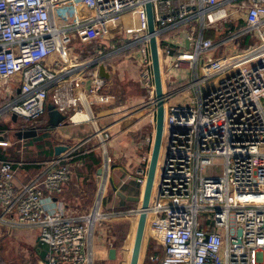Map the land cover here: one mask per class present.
<instances>
[{
	"label": "built area",
	"instance_id": "2783aa9c",
	"mask_svg": "<svg viewBox=\"0 0 264 264\" xmlns=\"http://www.w3.org/2000/svg\"><path fill=\"white\" fill-rule=\"evenodd\" d=\"M75 1L0 0V101L9 98L0 106V117L17 114L24 122L35 121L49 101L69 120L89 112L94 124L92 133L63 144L66 150L41 162L28 181H18L13 161L0 159V224L35 229L48 248L45 264H93L90 248L96 228L116 219H138L141 213V205L107 209L99 196L89 212L72 214L55 199L71 181L76 161L98 146L106 151L112 139V126H99L91 112L97 95L105 100L102 89L108 84L99 64L76 66L87 86L83 92L77 90V77L68 78L63 69L74 33L101 34L129 10L141 13L147 24L145 0H80L91 17L74 25L58 22L59 8ZM151 2L163 81L167 76L171 83L164 85L165 132L146 229L163 253L150 260L264 264V0ZM238 14L246 22L240 31L221 40L205 37L207 29L219 28ZM244 34L257 42L220 53ZM104 47L95 50L97 57L128 52L146 93L136 109L117 106L114 124L136 114L156 123L148 29L132 32L121 48ZM95 139L97 147L92 145ZM150 158L151 150L145 151L131 175L143 190ZM105 160L112 161L107 152Z\"/></svg>",
	"mask_w": 264,
	"mask_h": 264
},
{
	"label": "crops",
	"instance_id": "0c3cea01",
	"mask_svg": "<svg viewBox=\"0 0 264 264\" xmlns=\"http://www.w3.org/2000/svg\"><path fill=\"white\" fill-rule=\"evenodd\" d=\"M240 1L241 0H236V2ZM58 15H60L67 25H74L86 21L92 14L91 10L82 1L78 0L74 3L61 6ZM240 19L244 20V18L238 14L223 23L219 28L211 27L207 29L204 35L207 38L216 40L219 34L229 28L230 25H228V23ZM146 29H148L147 24L142 14L137 13L136 10H129L122 13L118 19L110 24L101 34L86 33L84 31H82L81 34H77V32H75L76 38L72 43L71 51L62 58L63 69L67 71L66 75L68 74V78L77 77V90L80 92L86 91L87 86L84 84L82 76H79L80 70L76 69V66L90 61L94 62V64H99V66L104 63L106 69L110 72L108 84L102 89V93L105 94V100L101 98V95H97L96 104L91 107V112L98 117L99 126H112L110 130L112 139L107 144L106 151H104L101 146H98L100 145L99 139L93 140L92 145L95 147L98 146V148L88 151L76 161V167L80 168L77 170L75 169V173L64 192L55 197V199L63 203L72 214H83L92 209L95 201L94 194L96 187L98 188L96 197L98 194H102L103 207L107 209L121 208L124 207L122 204H128L129 202L139 203L120 197L118 192L114 189V185L117 187V190L122 191L127 196L141 198L143 195V188L131 175H133L136 168L142 164L144 152L148 150L152 151L156 123L152 122L149 118L142 119L139 114H136L129 117L128 120L123 121V123L114 124V120L118 114L116 112V104L124 102L125 104L123 105H125L128 110H133L140 107L145 100L146 93L139 78L138 68L127 51L118 53L112 52L111 55H106L102 59L97 57L95 50L100 48L105 49L104 46L106 45L107 51H110L113 45L117 48H121L131 37L132 32H143L146 31ZM237 42L238 43L232 41L227 43L221 47L220 53L224 54L233 49L241 50L250 45H254L255 38L250 36L248 44H245L241 39ZM78 58H80L79 61ZM177 74H179V72H177ZM168 83L171 82L168 77L165 76L164 85ZM5 100L8 101L9 98ZM47 103L46 112L42 116V118L46 120V123L44 122L42 127L46 130L54 131L56 129H51L49 127L51 120V111L49 107L51 103L49 101ZM2 117L7 118L6 120L4 119L7 124L11 122V124L15 125L20 120H15L8 114ZM90 117L91 114L85 111L77 115L76 119L78 121L66 119L61 122L59 129L62 131V137L59 142H53L54 145L51 147L53 153L51 155L55 156V146L72 143L92 133L94 124L91 123ZM0 126H3L0 128V136L8 134L12 128L2 125V121H0ZM21 130L22 129H20V131ZM36 137L37 135L29 139L18 138L16 144H18V146H20V144H28V142L31 144ZM149 137L152 138V140L150 139L149 141ZM12 146V143L9 141L0 145L1 148L3 147L1 149L3 152H5L7 148L10 149ZM51 149L49 151H51ZM49 151L44 149V151L40 152H42V155H46ZM105 152L112 157L111 162L105 160ZM38 154L40 153L38 152ZM13 162L19 182H25L33 178L41 168V163L39 164L21 158ZM91 174L95 176L94 181H89L88 179H91ZM110 177L113 178V184L110 181ZM89 182L92 183V185L89 184ZM108 187L111 188V192L116 193L115 196L117 199L106 195V192L109 190ZM138 205H141V203ZM125 220L126 219H116L114 221L104 222L96 228L92 235L90 248L94 256L93 264H118L124 252L127 256L132 234L129 237L131 231L130 219H127V222ZM133 225H135V222ZM14 238H24L29 251L34 252L32 262L29 264H45L48 248L39 242L38 232L35 229L29 227H15L10 223L0 224L1 244L3 243L4 246L7 245V248H10L13 245ZM111 248L116 249L115 258L109 256ZM10 250L12 253L13 249L11 248Z\"/></svg>",
	"mask_w": 264,
	"mask_h": 264
},
{
	"label": "water",
	"instance_id": "95a60500",
	"mask_svg": "<svg viewBox=\"0 0 264 264\" xmlns=\"http://www.w3.org/2000/svg\"><path fill=\"white\" fill-rule=\"evenodd\" d=\"M145 10L147 15L148 32L150 34V51L153 62L152 64L153 74H154V81L156 86V95L158 100L155 137H154L153 147L151 151V158L148 167V175L142 197L140 198L136 196H127L122 191L117 190V187L114 185V189L116 190V192H118L120 197L130 201L141 203V213L137 219V227H136L133 249L129 264H141L142 250H143V244H144L147 222H148L147 210L150 205L154 190L155 179L157 175L158 164H159L164 132H165V104H164L165 90H164V81H163V70H162L161 60L158 51L157 33L155 28L154 14H153V7L151 0H145ZM184 36H186V34ZM99 71L100 74L106 79L110 77V72L106 69L104 63L100 64ZM49 110L51 111V120L49 126L51 129H55L60 125L61 122L67 119L66 116L62 115L53 105L49 107ZM13 119L15 120L18 119L17 114H13ZM17 134H18V138L20 139H29L38 135V129L36 127H30V128L22 129ZM66 149H67L66 145L59 144L55 146V155L60 154ZM110 181L112 184L114 183L112 177H110ZM241 232H242L241 230L238 231L239 235L241 234ZM109 253H110L109 256L111 258L116 257L115 248H111Z\"/></svg>",
	"mask_w": 264,
	"mask_h": 264
},
{
	"label": "rangeland",
	"instance_id": "374dc122",
	"mask_svg": "<svg viewBox=\"0 0 264 264\" xmlns=\"http://www.w3.org/2000/svg\"><path fill=\"white\" fill-rule=\"evenodd\" d=\"M59 13L56 12L55 16H56V20L58 22H61L64 25H67V23L65 21L62 20V18L60 17V15H58ZM5 101H0V106L4 105ZM125 104L124 102H119L118 104H116V106H121ZM7 119L6 117H0V121H2V125H5L7 127H12L9 131L8 134H5L3 136H0V145L4 144L5 142H11L12 143V147L9 149L7 148V150L5 151L9 160L12 161H16L18 159H25L27 161H33L36 163H41L43 161H47L49 159H51L53 156L52 155H42V152L40 151H44V149H47L48 151L51 149V147H53L54 143L53 142H59V140H61L62 137V131H60L59 129L57 130H46L45 128L42 127V125L44 124V122L46 123V120L44 118H39L35 121H31V122H24L21 119L14 125L11 124V122H9V124L6 123L5 120ZM5 121V122H4ZM30 127H36L39 130V133L36 137L35 140L32 141V143L30 144L28 142V144L22 145L20 144V146H18V144H16L18 142V137H17V133L20 131V129L23 128H30ZM14 143V144H13ZM23 146V147H22ZM3 148V147H2ZM0 147V149H2ZM41 149V150H39ZM38 152L40 154H38ZM41 165V164H40ZM80 167H76L75 169H79ZM204 173H206V170L204 171ZM91 179H89V181H94L95 176H93V174H91ZM89 184L92 185V183L89 182ZM108 191L106 192V195L109 197H114L115 199H117V197L115 196L116 193L111 192V188L108 187ZM98 188L96 187L95 189V196H94V200H96V194H97ZM102 196V194H98L97 197ZM105 199V198H104ZM108 199V198H106ZM95 202V201H94ZM139 203H131L129 202L128 204L124 205L122 204L121 207L123 209L126 210H130L134 207L139 206ZM130 219V218H129ZM137 220V218L135 217H131L130 219V235L132 234L131 240H133L134 242V236H135V232L133 231V224L134 222ZM126 222L128 221L127 219L125 220ZM129 232V231H128ZM129 239V238H128ZM152 238L150 237L149 232L146 231V235H145V240H144V244H143V250H142V257H141V264L143 263L144 260V255H145V251L146 248L148 246L149 243H151ZM128 245V244H126ZM150 245V244H149ZM13 249L12 253L10 249ZM34 256V252L29 251L28 247L26 246V242L23 239H18V238H14L13 241V245L10 248H7V245L4 246V244L0 242V264H29L32 262V258ZM30 258V259H29ZM30 260V261H29ZM120 263L118 264H127L128 261L126 259V255L125 252L123 254V257L120 258ZM130 262V261H129Z\"/></svg>",
	"mask_w": 264,
	"mask_h": 264
},
{
	"label": "trees",
	"instance_id": "16d2710c",
	"mask_svg": "<svg viewBox=\"0 0 264 264\" xmlns=\"http://www.w3.org/2000/svg\"><path fill=\"white\" fill-rule=\"evenodd\" d=\"M228 25H230L229 28L226 29L221 34H219V37H217L218 39H216V40H221V39H223V38H225V37H227V36H229L235 32L240 31L242 28H244L246 26V22H245V20L240 19L237 21H231L230 23H228ZM250 36H251L250 34H244V35L240 36L238 38V40L241 39V41H244L245 44H248ZM256 42H257V40L255 39V43ZM2 127L3 126H0V128H2ZM52 153H53V149H51V151H49L47 153V155H51ZM7 158H8L7 154L0 149V159H7ZM136 227H137V220L135 221L134 232L136 231ZM149 244L146 248L144 260H143L142 264H154L150 260V256L153 254L161 255L163 253V247L159 243L155 242L153 239H152L151 243H149ZM132 249H133V240H131L130 246L127 250V256H126V259L128 261L127 264H129V261H130Z\"/></svg>",
	"mask_w": 264,
	"mask_h": 264
}]
</instances>
